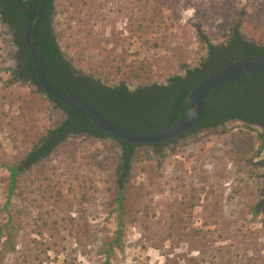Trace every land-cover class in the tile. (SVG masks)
<instances>
[{
	"label": "rangeland",
	"instance_id": "rangeland-1",
	"mask_svg": "<svg viewBox=\"0 0 264 264\" xmlns=\"http://www.w3.org/2000/svg\"><path fill=\"white\" fill-rule=\"evenodd\" d=\"M222 1L151 0L171 34L169 46L158 50L141 44L128 25L138 0H55L56 11L63 6L66 12L54 14L53 23H61L54 32L68 35V23L92 29L89 41L64 50L67 58L107 85L124 82L133 90L142 82L126 64L161 58V68L153 66L160 82L197 67L209 44H225L232 34L222 37L211 26ZM252 3L257 21L232 25L246 41L264 46V0H230L250 12ZM197 24L208 35L203 43ZM12 38L0 25V264H264V212L256 207L264 188V140L257 157L247 159L238 138H252L258 147L261 128L230 123L189 134L159 153L137 147L122 189L115 183L120 146L83 133L70 134L21 171L22 157L65 116L43 92L14 76ZM9 167H17L13 192ZM84 186L91 187V202L80 201Z\"/></svg>",
	"mask_w": 264,
	"mask_h": 264
},
{
	"label": "trees",
	"instance_id": "trees-1",
	"mask_svg": "<svg viewBox=\"0 0 264 264\" xmlns=\"http://www.w3.org/2000/svg\"><path fill=\"white\" fill-rule=\"evenodd\" d=\"M138 1L139 6L128 11V25L132 27L141 44L154 50L167 48L171 42V34L165 17L156 12L151 0ZM44 2V14L34 27L32 34L41 49L49 80L60 89L87 101L116 124L129 129L150 131L177 121L188 108V92L204 77L226 66L234 59L253 54H264V46L244 41L237 26L232 25L235 20L257 21V4L252 3L250 12L245 8L240 10L233 7L230 0H223L221 9L213 12L217 20L215 19L216 22L211 26L218 27V32L222 37L232 34V39L227 45L209 44V57L200 64V67L187 68L185 75H168L163 78L164 81L159 82L156 79V70L153 66L160 69L163 62L161 58L150 57L146 61L137 60L125 65L130 69L132 77L142 82L135 89H129L124 82L110 86L90 74L83 73L80 66H73L71 60L67 58L66 52L73 50L83 39L89 41L92 38V29L84 31L80 24L73 26L68 23L69 34L66 35L67 33L62 31L56 35L55 27L61 26V23L57 20L54 24L53 16L56 13L65 14L66 8L62 6L56 11L53 0H44ZM70 4L73 2L71 1ZM34 5H38L37 0H0V25L7 24L13 29V42L18 49L15 58L18 62L12 73L14 76L17 75L16 78L32 84L39 92H43L36 81L31 55L23 37V31L28 21L36 15L35 11L24 9V7ZM71 16L81 22L79 17ZM100 20L103 23L106 18L100 16ZM195 26L198 29L199 42L207 41L208 35L201 29V25ZM62 43L63 48L61 47ZM84 55V52L77 54L79 59ZM2 70L10 71L7 67H2ZM47 97L52 99L50 96ZM54 101L64 110L66 119L58 127L49 128L44 135L38 138L20 160L18 169L21 171L31 169L43 158L48 157L66 136L72 133L87 132L93 137L111 138L121 145L122 152L119 154L120 161L116 165L115 183L117 188L122 189L125 180H128L130 176V162L137 145L111 137L95 127L79 112ZM234 118L246 122L243 126L245 129L252 130L251 125H257L263 129V132L256 134V138L260 141L258 147H255L252 138L242 139L238 136L244 146L245 153H247L246 158L257 157L262 148L261 141L264 140V74L245 76L209 93L204 102L201 121L181 138L202 128L216 127L226 120ZM163 144H153L151 147L160 152ZM109 151L113 152L114 149L110 147ZM70 155L71 152L68 156ZM260 163L264 167V159ZM16 169L17 167H9L11 192L16 186ZM262 176L264 177V172ZM89 190H91L90 186L83 187L82 193L79 195L80 201L88 203L93 200V192H88ZM256 207L264 212V190H262L261 199ZM120 236L121 232L114 242L118 243Z\"/></svg>",
	"mask_w": 264,
	"mask_h": 264
},
{
	"label": "water",
	"instance_id": "water-1",
	"mask_svg": "<svg viewBox=\"0 0 264 264\" xmlns=\"http://www.w3.org/2000/svg\"><path fill=\"white\" fill-rule=\"evenodd\" d=\"M33 9L36 15L28 21L23 31V37L31 55L36 81L43 93L46 96H50L53 102L56 100L62 105L79 112L95 127L111 137L130 144H135L138 147L167 142L188 133L201 121L204 112V102L209 93L245 76L264 74V54H253L234 59L226 66L208 74L188 92V108L180 119L169 125H164L150 131L129 129L116 124L87 101L60 89L49 80L41 49L32 34L34 27L39 23L43 15L44 0H38V6ZM58 110H60L66 118L65 113L60 108H58ZM230 123L244 124L241 121H233L226 123V125ZM251 126L260 128L257 125ZM68 136H66L65 139H67Z\"/></svg>",
	"mask_w": 264,
	"mask_h": 264
},
{
	"label": "flooded vegetation",
	"instance_id": "flooded-vegetation-1",
	"mask_svg": "<svg viewBox=\"0 0 264 264\" xmlns=\"http://www.w3.org/2000/svg\"><path fill=\"white\" fill-rule=\"evenodd\" d=\"M38 1V0H37ZM53 3H55V0H53ZM38 6V5H37ZM36 5H34V6H27V7H24V9H31V10H33V11H35L33 8H36L37 7ZM44 7H45V2H44ZM43 14H44V10H43ZM43 16V15H42ZM4 25H6L8 28H9V30H10V32H11V34H12V36H13V38L12 39H14V33H13V29L11 28V26L10 25H7V24H4ZM242 38V37H241ZM232 39V35L228 38V40H227V42L225 43V44H223V45H227V43L230 41ZM243 39V38H242ZM244 41H246L245 39H243ZM13 41V40H12ZM247 42H249V41H247ZM14 43V42H13ZM17 52H18V49L16 48V53L15 54H17ZM209 57V49H208V53H207V55H206V57L204 58V60L202 61V62H204L207 58ZM17 58H15V68L13 69V71H15V69H16V67H17ZM201 62V63H202ZM200 63V64H201ZM200 64H199V66H197V67H200ZM196 68V67H195ZM193 69V68H192ZM185 75V74H184ZM15 76H17L16 74H15ZM50 99V98H49ZM51 100V99H50ZM52 101V100H51ZM53 102V101H52ZM55 105H56V102L54 101L53 102ZM56 107L57 108H60L59 106H57L56 105ZM61 109V108H60ZM63 112H64V110L63 109H61ZM65 113V112H64ZM65 115H66V113H65ZM67 117V116H66ZM66 119V118H65ZM64 119V120H65ZM63 120V121H64ZM62 121V122H63ZM233 121H241V122H243L244 124L243 125H245L246 124V122H244V121H242V120H240V119H236V118H234V119H229V120H226L223 124H221V125H218V126H216V127H223V126H226V123H229V122H233ZM61 124V123H60ZM216 127H211V126H209V127H206V128H216ZM206 128H202V129H206ZM261 128V127H260ZM261 132H263V129L261 128ZM199 131V130H198ZM79 133H83V134H87V135H89L87 132H79ZM79 133H75V134H79ZM73 134V133H72ZM189 135V134H188ZM187 136V135H186ZM183 138V137H182ZM179 139H181V137H179V138H175V139H173V141L172 140H170V141H167V142H163L164 144H163V146H162V150L166 147V146H168V145H170V144H172V143H175L176 141H178ZM115 142L120 146V149H121V145L118 143V141H116L115 140ZM138 146H136L135 148H134V151H135V149L137 148ZM140 147V146H139ZM161 150V151H162ZM134 151H133V153H134ZM160 151V152H161ZM121 152H122V150H121ZM157 152V151H156ZM159 153V152H158ZM264 168V167H263ZM263 172H264V169H263ZM263 175V174H262ZM263 177V176H262ZM264 178V177H263ZM262 190H264V188L262 189ZM262 193V192H261Z\"/></svg>",
	"mask_w": 264,
	"mask_h": 264
}]
</instances>
